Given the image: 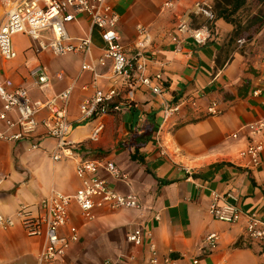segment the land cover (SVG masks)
Wrapping results in <instances>:
<instances>
[{
    "label": "crops",
    "instance_id": "1",
    "mask_svg": "<svg viewBox=\"0 0 264 264\" xmlns=\"http://www.w3.org/2000/svg\"><path fill=\"white\" fill-rule=\"evenodd\" d=\"M110 1L121 16L118 33L127 56L145 54L148 75L163 73L165 93L155 95L138 86L131 96L128 86L113 78L111 61L98 63L104 41L86 14L67 22L66 30L74 39L92 36V54L87 60L81 53L57 56L49 49L39 50L30 36L16 34L12 44L17 56L2 63L0 79L9 78L12 87L28 88L34 102L72 88L68 107L72 130L70 145L60 160L52 158L58 140L46 135L42 127L29 140H0V176L4 178L0 214L15 217L22 206L36 214L38 204L52 192L76 193L79 159L111 160L127 173L128 180H117L105 170L100 174L115 190L136 194L145 208H100L87 221L73 202L70 224L78 227L80 239L59 264H153L151 241L157 264H194L195 260L200 264H264L262 247L249 238L243 223L222 222L209 212L213 192L225 195L233 191L243 210L264 221V152L256 167L238 157L248 144L243 125L264 114V25L235 36L233 23L224 18L209 21L198 11L197 2L212 8L214 0H179L166 11L161 6L167 0ZM13 6L14 0H0V26ZM261 9L264 0H247L234 17L245 25ZM183 22L193 28L211 27V37L204 44L193 37L175 42ZM85 61L96 64L99 77L82 69ZM40 67L51 78L44 90L37 83ZM114 87L118 94L108 114L82 116L84 100L98 89ZM197 95V108L185 107L173 117L176 126L163 137L167 146L163 155L156 134L164 102L178 104ZM213 102L221 111L217 115L207 111ZM45 115L43 111L38 117ZM99 123L104 129L95 140L92 133ZM236 132L241 134L239 139L230 137ZM34 143L38 144L35 149ZM156 215L160 220H155ZM136 227L144 231L140 245L127 237ZM147 230L152 232L150 240ZM210 233L220 235L214 250L204 243ZM44 245L45 238L30 235L18 219L12 228L0 226V264H36Z\"/></svg>",
    "mask_w": 264,
    "mask_h": 264
},
{
    "label": "built area",
    "instance_id": "2",
    "mask_svg": "<svg viewBox=\"0 0 264 264\" xmlns=\"http://www.w3.org/2000/svg\"><path fill=\"white\" fill-rule=\"evenodd\" d=\"M179 0L165 1L161 9L170 10ZM198 11L205 15L209 21L215 20V13L205 2H197ZM79 14H86L91 18L94 28L100 30L104 41L103 53L98 58V63L105 65L111 61L113 78L124 82L133 96L134 89L138 86L147 87L153 94L165 93L163 85V73L154 75L147 73L148 57L138 53L133 57L127 56L124 45L118 33L121 16L114 9L110 0H14L13 8L8 12L4 22L0 26V71L2 63L16 58L17 53L13 47L12 39L18 33H24L38 42L39 50H51L57 56L69 53H81L85 59L92 54L93 39L90 34L83 38H72L67 30L66 23L73 21ZM143 29L140 34L143 35ZM179 35L174 41L180 43L182 39L193 37L199 44L206 43L211 37L212 29L209 26L193 28L187 22L178 27ZM45 32L50 33L46 35ZM83 70L92 71L95 78L96 64L85 61ZM63 74L58 77L62 78ZM50 76L45 67L38 69V85L44 90L50 84ZM72 88L61 93L52 94L44 102H34L26 87H12L9 78L0 79V140L18 142L31 139L42 127L45 134L58 140L57 148L52 155L54 160H60L66 147L70 145L68 136L72 125L68 120V107ZM118 94L116 87L108 91L98 89L95 94L81 104L80 111L84 118L101 117L110 112L111 104ZM199 95L186 97L178 104L164 102L162 107V122L156 134V141L162 148L161 153L166 154L167 146L164 143V135H170L176 124L172 122L175 115L185 107H198ZM217 102L208 107L209 115H217L221 111ZM43 111L46 115L39 119ZM104 129V124L99 123L92 138L98 139ZM248 144L238 153V157L247 162L249 166L256 167L261 163V154L264 152V114L255 121L246 123L242 127ZM240 132L231 134L233 139L240 138ZM38 144L34 143L33 148ZM105 170L117 180L127 181L128 175L123 172L114 161H102L92 158H81L76 163V176L80 181V187L74 195H67L54 191L43 199L34 214L27 206H22L15 217L0 214V226L4 229L12 228L16 220H20L27 232L32 236H43L45 245L38 255L36 264H59L67 254L71 245L80 239L78 227L70 224L69 210L75 202L80 208L82 217L89 221L95 215V210L100 208L134 209L142 211L145 205L140 198L133 193H121L109 185L108 179L100 172ZM4 178L0 176V185ZM233 200V201H230ZM210 214L219 221L229 224L243 223L246 234L256 241L263 249L264 255V221L257 215L247 212L238 204L237 195L233 191L225 195L218 192L212 193V202L209 208ZM155 220H160L156 215ZM143 227H136L128 234V240L136 245L144 242ZM62 230L67 233L63 234ZM146 237L152 238V232L147 230ZM205 246L214 250L219 246L220 235L210 233L205 236ZM151 262L158 263L157 250L151 241ZM194 264H200L195 260Z\"/></svg>",
    "mask_w": 264,
    "mask_h": 264
},
{
    "label": "trees",
    "instance_id": "3",
    "mask_svg": "<svg viewBox=\"0 0 264 264\" xmlns=\"http://www.w3.org/2000/svg\"><path fill=\"white\" fill-rule=\"evenodd\" d=\"M247 0H214L212 10L216 18H224L235 26V36H241L245 31L255 32L264 25V9L252 16L245 25L235 19V14L245 5ZM251 35H248L250 38Z\"/></svg>",
    "mask_w": 264,
    "mask_h": 264
}]
</instances>
